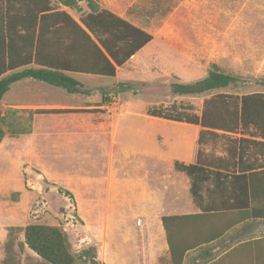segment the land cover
Instances as JSON below:
<instances>
[{
    "label": "rangeland",
    "instance_id": "374dc122",
    "mask_svg": "<svg viewBox=\"0 0 264 264\" xmlns=\"http://www.w3.org/2000/svg\"><path fill=\"white\" fill-rule=\"evenodd\" d=\"M133 10L153 34L123 69L138 94L113 96L109 108L79 114L68 97L29 85L26 99L20 91L22 104L40 106L47 96L71 111L14 109L6 94L0 101V264H48L28 248L21 229L9 235L11 227L34 224L59 227L75 264H94L89 249L96 264H169L164 239L154 235L156 213L147 217L137 208L140 162L157 163L140 151L169 157L160 163L159 186H166L171 158L189 159L200 128L150 119L147 109L174 105L200 115L214 95L264 92V0H137ZM214 63L247 83L201 96L171 94L173 82L203 80ZM223 144L208 146L210 154Z\"/></svg>",
    "mask_w": 264,
    "mask_h": 264
},
{
    "label": "crops",
    "instance_id": "0c3cea01",
    "mask_svg": "<svg viewBox=\"0 0 264 264\" xmlns=\"http://www.w3.org/2000/svg\"><path fill=\"white\" fill-rule=\"evenodd\" d=\"M135 1L137 0H94L100 10H107L153 36L148 27L145 26L146 20L134 13V10L130 12ZM64 12L75 21V24L86 30L81 22L83 17L91 13V8L86 1L76 0L75 4L67 7L64 5V0H0V53L8 54V56L11 54L12 65L17 69L14 72L26 69L53 68L61 63ZM146 46L124 66L117 67L115 77L79 71L66 73L79 82L83 90L89 91L88 94H71L60 87L30 78L13 83L6 93V95L12 97L10 107L25 110L43 108L35 110V112L52 115L60 114L62 111H71L64 110L63 108L67 106L59 104L57 101H48L49 97L47 96L43 105L40 106L22 104L19 97L20 91H23L22 94L26 99L28 93L23 87L29 85L37 90H43L45 95L54 96L59 94L61 97H68V100L75 102V106H70L74 109L75 114L93 111L94 109L109 108L110 105L100 106L91 105V103L102 102L103 92L111 91L119 83L128 82L122 78L123 69L139 57ZM36 54H38L40 63L36 62ZM30 58L32 60L28 63ZM91 58L88 44L82 38L80 29L75 25V67H83L84 64L89 63ZM147 117L155 120L159 119L148 115ZM178 124L181 125L180 127H184L182 124L185 123ZM186 127L192 129L193 125ZM200 130L201 128L198 131L196 130L197 141L188 160L171 158V170H169L170 174L166 178L170 179V184H166V186H159L161 174H163L160 163L169 157L166 155L160 156L158 151L156 153L150 150L140 151L141 155L156 157L157 163L147 167L143 160L140 162L141 174L137 183L138 192L136 194L138 211L147 214V217L151 218L152 213H156L152 218L156 221L154 235L156 238L164 239L169 264H173V262L169 251L168 234L163 226L162 219L176 216L183 218L172 223L169 235L172 243L178 248V251L186 246H195L186 252L183 264H188L191 261L199 263L200 260L209 258L210 260L206 264H264V219L250 217L248 210L227 209L224 207L218 209L215 213H203L193 203L190 192V178L174 168L177 161L184 164L197 163ZM218 133L223 134L220 131ZM234 137L240 138L241 135ZM220 147H222V151L217 153L215 157L210 154L212 148L207 147L205 151L207 156L202 160V163L224 176H237L241 173L249 174L252 168L260 167L263 164V158L252 154L251 147L248 144L226 143ZM224 191L226 192L224 193ZM234 192V189L224 188L218 196L228 206L232 202L230 196L234 195ZM170 196L174 197V200L170 202H173L171 207L167 206V202H165ZM153 246L156 248L155 245ZM156 251L155 249L154 255L157 254ZM158 257H156L157 261L159 260Z\"/></svg>",
    "mask_w": 264,
    "mask_h": 264
},
{
    "label": "trees",
    "instance_id": "16d2710c",
    "mask_svg": "<svg viewBox=\"0 0 264 264\" xmlns=\"http://www.w3.org/2000/svg\"><path fill=\"white\" fill-rule=\"evenodd\" d=\"M75 1L64 0V5L71 7ZM78 1H86L91 8V13L81 19L86 30L75 24V21L66 12L63 13V52L61 54L62 61L57 67L14 72L17 69L12 65L11 54L8 56V54L0 53V101L13 83L28 78L60 87L71 94H88L89 91L83 90L82 85L66 73L79 71L115 77L117 67L124 66L153 40L151 34L107 10H100L94 0ZM75 25L80 29L82 38L87 42L92 57L89 63L84 64L83 67H75ZM31 60L32 58L28 60V63ZM36 62L40 63L38 54H36ZM246 83L247 81L236 75L225 73L214 63L203 80L194 83L173 82L170 89L173 96H201L218 90L240 88ZM126 92L136 95L140 90L138 86L128 82L119 83L111 91L102 93L103 98L100 106H108L113 102V96ZM146 114L201 128L198 138L197 163L184 164L177 161L174 168L190 178L193 203L203 213H215L224 207L248 210L250 217L264 219V161L260 167L252 168L249 174L241 173L229 177L202 163V160L207 156L205 148L212 146L219 139H224L227 144H248L252 154L259 155L264 160V92L214 95L204 102L200 115L193 113L190 109H180L174 105L170 108H148ZM219 131L223 134H219ZM236 135H241V137L235 138ZM2 137L3 132L0 131V140ZM224 188H231L235 191L234 195L230 196L232 202L228 206L218 196ZM182 218L176 216L162 219L168 234L169 251L173 264H183L186 252L195 247L186 246L178 251L170 239L172 223ZM17 229L24 232L25 244L28 248L48 264L76 263L77 259L72 252L68 238L59 227L39 224L28 225L25 228L11 227L8 229L9 235ZM94 255L93 249L85 252V256L96 264ZM209 260L210 258L200 260L199 263L191 261L188 264H206Z\"/></svg>",
    "mask_w": 264,
    "mask_h": 264
}]
</instances>
